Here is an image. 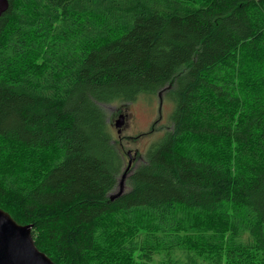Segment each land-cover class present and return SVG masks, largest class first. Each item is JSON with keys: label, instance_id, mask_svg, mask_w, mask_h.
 <instances>
[{"label": "trees", "instance_id": "1", "mask_svg": "<svg viewBox=\"0 0 264 264\" xmlns=\"http://www.w3.org/2000/svg\"><path fill=\"white\" fill-rule=\"evenodd\" d=\"M160 91L111 199L103 104ZM0 208L56 264H264V0H8Z\"/></svg>", "mask_w": 264, "mask_h": 264}, {"label": "rangeland", "instance_id": "2", "mask_svg": "<svg viewBox=\"0 0 264 264\" xmlns=\"http://www.w3.org/2000/svg\"><path fill=\"white\" fill-rule=\"evenodd\" d=\"M162 92L160 91L152 97L141 96L133 102L103 104L110 121L115 143L123 152L125 160H131L132 166L137 165L142 159L150 141L170 125L168 117L172 109V102L163 97ZM119 114H123L124 119L119 126L120 132L118 134L114 123ZM153 125L158 132L149 134V130ZM128 152H130V156L127 154ZM125 185L124 189L126 188Z\"/></svg>", "mask_w": 264, "mask_h": 264}, {"label": "water", "instance_id": "3", "mask_svg": "<svg viewBox=\"0 0 264 264\" xmlns=\"http://www.w3.org/2000/svg\"><path fill=\"white\" fill-rule=\"evenodd\" d=\"M8 6V0H0V16ZM124 116L119 114L114 125L119 134V126ZM130 156V152L127 153ZM131 160L127 161L125 171L118 182L117 191L110 195L114 198L124 191V181L129 173ZM0 264H56L40 251L33 240L31 225L17 223L11 215L0 208Z\"/></svg>", "mask_w": 264, "mask_h": 264}]
</instances>
